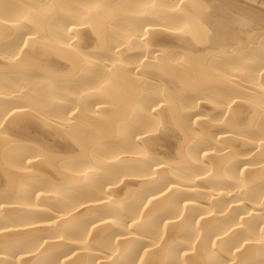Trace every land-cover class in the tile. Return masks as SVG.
<instances>
[{
    "label": "bare ground",
    "instance_id": "bare-ground-1",
    "mask_svg": "<svg viewBox=\"0 0 264 264\" xmlns=\"http://www.w3.org/2000/svg\"><path fill=\"white\" fill-rule=\"evenodd\" d=\"M0 264H264V0H0Z\"/></svg>",
    "mask_w": 264,
    "mask_h": 264
}]
</instances>
